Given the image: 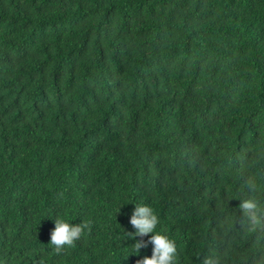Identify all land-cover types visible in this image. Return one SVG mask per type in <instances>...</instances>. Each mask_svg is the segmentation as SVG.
Instances as JSON below:
<instances>
[{
  "label": "trees",
  "instance_id": "1",
  "mask_svg": "<svg viewBox=\"0 0 264 264\" xmlns=\"http://www.w3.org/2000/svg\"><path fill=\"white\" fill-rule=\"evenodd\" d=\"M264 0H0V264H264ZM119 211L117 212V210ZM55 217L90 222L49 244Z\"/></svg>",
  "mask_w": 264,
  "mask_h": 264
},
{
  "label": "clouds",
  "instance_id": "2",
  "mask_svg": "<svg viewBox=\"0 0 264 264\" xmlns=\"http://www.w3.org/2000/svg\"><path fill=\"white\" fill-rule=\"evenodd\" d=\"M239 207L245 216L253 222L257 220L258 215H264V208L253 199L242 201ZM89 223L85 221L74 224L71 223L70 219L55 217V226L50 232L49 244L58 253L66 247L73 246L81 238L84 230L89 227ZM129 223L135 229V236H149V240L146 242L142 240L136 242L132 247L134 249L133 255L138 254L139 249L146 247L148 244L152 246L151 257H144L137 264H175V242L168 235L157 231L158 217L152 207L137 203L130 215ZM209 264H211V261H209Z\"/></svg>",
  "mask_w": 264,
  "mask_h": 264
}]
</instances>
